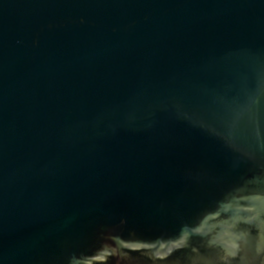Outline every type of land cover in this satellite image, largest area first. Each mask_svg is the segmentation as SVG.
I'll use <instances>...</instances> for the list:
<instances>
[{
	"label": "water",
	"instance_id": "water-1",
	"mask_svg": "<svg viewBox=\"0 0 264 264\" xmlns=\"http://www.w3.org/2000/svg\"><path fill=\"white\" fill-rule=\"evenodd\" d=\"M0 264H264V0H0Z\"/></svg>",
	"mask_w": 264,
	"mask_h": 264
}]
</instances>
